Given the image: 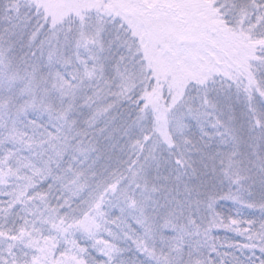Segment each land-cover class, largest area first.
<instances>
[{"label": "snow or ice", "instance_id": "obj_1", "mask_svg": "<svg viewBox=\"0 0 264 264\" xmlns=\"http://www.w3.org/2000/svg\"><path fill=\"white\" fill-rule=\"evenodd\" d=\"M0 264H264V0H0Z\"/></svg>", "mask_w": 264, "mask_h": 264}]
</instances>
